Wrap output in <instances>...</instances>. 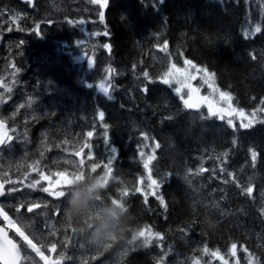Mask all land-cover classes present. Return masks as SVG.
<instances>
[{
  "label": "trees",
  "instance_id": "16d2710c",
  "mask_svg": "<svg viewBox=\"0 0 264 264\" xmlns=\"http://www.w3.org/2000/svg\"><path fill=\"white\" fill-rule=\"evenodd\" d=\"M90 1L0 0V76L14 79L4 106L13 132L9 171L18 179L33 171L103 176L111 159L109 177L117 179L103 195L133 213L114 242L122 244L120 264H222L213 253L229 264H264V113L252 127L234 128L187 108L163 82L173 64L189 60L214 73L237 108L264 107V0H109L100 26L88 23L89 33L101 32L95 38L81 24L95 19ZM8 11H17L16 26ZM83 55L90 65L79 63ZM107 77L111 99L97 88ZM146 143L155 147V195L135 191L146 174ZM59 202L58 215L75 226L64 218L65 197ZM145 226L163 238L134 243Z\"/></svg>",
  "mask_w": 264,
  "mask_h": 264
},
{
  "label": "rangeland",
  "instance_id": "374dc122",
  "mask_svg": "<svg viewBox=\"0 0 264 264\" xmlns=\"http://www.w3.org/2000/svg\"><path fill=\"white\" fill-rule=\"evenodd\" d=\"M24 1L28 2L30 5L33 2V0H24ZM104 10H105V7H102L100 4H96V3L91 2V7L88 8V12L89 13L95 12V19L87 17L88 19L85 21V23H81L83 30L86 32L85 35L88 36L89 38H95L101 34V32L89 33L87 31V27H88V23L91 24V22H92L91 28L93 29V27L95 26V24L93 23L94 20H97L98 23L96 26L99 27L100 26L99 22L101 21L99 14H100V12L104 13ZM18 17H19V15H18L17 11L14 13H11L10 11H8V13H7V19L9 21L14 20L15 22H17ZM8 25L11 26L10 24H8ZM95 33H99V35H95ZM77 60L79 61V63L84 61V62H88V65H90L92 62V57H88V56L83 55V56L78 57ZM175 66H176V68L181 69L183 72H186L187 74L194 77V79L185 80L184 81L185 86L181 87V84L177 82L180 79L179 74L175 73L174 70H172V66L170 67V69L168 70L167 73H169L170 70H172L173 74L171 76L167 77L169 80H171V83H169V85L174 87L175 92H176V88H178V87L181 88L180 93L176 92L180 98L182 96L184 99L188 98L187 94L190 92V89L187 87V85L190 84L191 88L199 90L197 93H192L193 102L198 101L202 97H208L209 99H211L213 101L215 107H223V108L227 107L226 103L224 101L220 100V97H219V93L222 91H220L216 87L213 78L211 76L207 75V74H209L208 72L206 74L203 71H199V69H201L200 67H197L192 63L190 65L186 64L185 61L181 65H179V66L175 65ZM7 78L10 79V82L12 84L14 79H13V76L10 75V73H8L7 77L4 74L0 76V106H4L3 104L9 99V96L6 94V91L8 93H10L9 90H11V87L10 86L8 87V79ZM11 78H12V80H11ZM164 78H165V76H164ZM101 82L108 84L109 83V77L105 78ZM101 82H99L97 84V88L99 90H100L99 85ZM210 84H212L213 87H209ZM213 88L218 89V91H213ZM27 103L28 102H26V101L21 102L23 107H26ZM31 106H32V103L30 102L28 104V107H31ZM232 107L236 108L233 105V103H232ZM196 109H204L208 112V114L212 115L209 112L208 106L206 103L201 102L200 106ZM245 114L250 115L246 112H245ZM213 116L220 118L219 114L213 115ZM229 119L233 120L234 125L237 124V125L241 126V118L240 117L236 116L235 114H233L232 116H228L226 113H224V120L228 121ZM244 122L245 123L247 122L246 118L244 119ZM12 139H13V137H11V139L8 141L9 144L12 142ZM153 150L154 149H153L152 144L146 143L144 146V151H143L144 159H146L147 156H149V155H153L154 154ZM82 165L83 164L80 163L77 165V167L81 168ZM4 167L6 169V172H8L6 166L2 162V159H0V168L3 169ZM149 169L146 170V175L141 180V183H140V189L147 194H151L153 191H155L157 189L155 186H153V188H151V189L148 187V185L151 183V180H155L153 178V176L151 175V171L149 173ZM63 174L64 175L61 176L60 172L43 173L44 176L49 177V180H44L41 178V173L39 174V176H37V171H33V172L29 173L27 175V177H25L23 179L13 180L12 178H10L11 180H7V181L9 183V185L11 184L10 189H12V188L16 189V191H11V193H14V192L21 190L20 191L21 195H23V194H34L36 196H41L43 194H48L50 196H53V195H51L52 191H63V189L67 186V185H64L63 183L57 184L56 183L57 180L63 181V179L65 177H67L68 179L72 178L68 174H65V173H63ZM149 175L151 176V179H149ZM35 181H39V183L36 185L35 188L28 187L29 184H31ZM45 187L50 188V191L49 192L43 191V189ZM156 240L159 242L160 239L153 238V240L150 244H152ZM133 242H136V244H138V245H143L144 244V238L140 237ZM150 244H147V245H150ZM67 249L70 250V253H69L70 256L69 257L71 259H67L65 262H61V264H100L99 261L104 256V255L101 256L98 253V251L95 250L94 246L92 247L90 241L87 243H84V245L80 246V247L73 245V244H71L67 247L63 246L64 251H66ZM106 256H107V259L110 261V259L112 258L111 254L106 255ZM106 256H104V257L106 258ZM215 257H216V255H214V258H213L214 260H216ZM224 260L227 261L226 259H224ZM217 261L221 263V261H219V260H217ZM225 261L222 262V264H225ZM227 264H229V263L227 262Z\"/></svg>",
  "mask_w": 264,
  "mask_h": 264
},
{
  "label": "snow or ice",
  "instance_id": "6c2138e0",
  "mask_svg": "<svg viewBox=\"0 0 264 264\" xmlns=\"http://www.w3.org/2000/svg\"><path fill=\"white\" fill-rule=\"evenodd\" d=\"M91 2L92 3H96V4H100L102 7H107L108 3H109V0H91ZM99 15H100V19L103 20V17H104L103 12H100ZM81 23H83V21H81ZM260 31H261V28H260L259 25H257L255 27V29H254V32L251 33V34L254 35L255 33H259ZM95 35H99V33H95ZM104 35H107V33H104ZM248 35H249V33L245 32V36L247 37ZM104 47L108 48L110 50V45H104ZM165 48H166V45H165ZM185 63L190 65L191 61H185ZM172 70H174L175 73L179 74L180 79L177 82L181 84V87L185 86L184 85V81L185 80L194 79L193 76L187 74L186 72H183L181 69L176 68L175 65H172ZM172 70H170L169 73L165 74V78L163 80V82L165 84L171 83V80H169L167 77L171 76L173 74ZM111 71H114V70H111ZM199 71H203V72H205L207 74V70L206 69H199ZM207 75L211 76V77H214L215 74L213 73V74H207ZM144 76L147 77L148 73L145 72ZM92 86L93 85H89V87H92ZM111 87H112V85L110 83L105 84L104 82H101L100 85H99V88H100L101 92L105 96H107L109 99H111V96L109 94ZM187 87L190 89V92L187 94L188 98L184 99L183 96L181 97V99L184 102V105L187 108L195 109V108H198L200 106L201 102L206 103L207 106H208L209 112L212 115L219 114L220 115V119H224V113H226L228 116H232L233 114H235L236 116L240 117L241 118V127L242 128H250V127H252L257 122V113L258 112L259 113H264V107L259 108L257 110H254L250 115H246L245 112L242 109L233 108L232 107V97H231V95L229 93H226V92H220L219 93L220 100L224 101L226 103V105H227L226 108L215 107L213 101L211 99H209L208 97H202L198 101L193 102L192 93H197L199 90L191 88L190 84L187 85ZM209 87H213L212 84H210ZM146 90L147 89H145V91ZM213 91H218V89L213 88ZM176 92L180 93L181 92V88L180 87L176 88ZM261 104L264 105V101H261ZM21 107H23V105H21ZM99 116L102 119L103 116H104V113L100 112ZM245 118L247 119L246 123L244 122ZM227 122H228L229 125L235 126L232 119H229ZM3 126H4V122L2 120H0V128H3ZM105 127H107V125H105ZM87 135L89 137H91L93 135V133L89 132ZM10 139H11V137H6V134L0 133V145L6 144L7 140H10ZM145 139H147L146 135H145ZM85 147H90V145L86 144ZM156 147L158 148L159 144H157ZM116 151H117L116 148L110 147V152L111 153H115ZM153 152H154V150H153ZM76 154L79 155V153H76ZM256 155L257 154L253 151L252 152V160H253V162L256 159ZM140 156L144 157V153L142 151L140 153ZM154 159H155V155L154 154L147 156V158L144 160V168L149 169V164ZM38 163L39 162L37 161V164ZM80 163L83 164V161L81 160ZM110 165H111V159H109V164L106 165V168H107L106 173L108 174V176H110L111 172H112V168L110 167ZM95 169H96V165H93L91 171L94 172ZM150 171L151 170L149 169V173H150ZM201 171H203V169H201ZM82 173H83V171L81 170L79 173H74L72 175L71 179H68L67 177H65L63 179V181L57 180L56 183L57 184L63 183L64 185L69 186L71 183H73L74 180L80 179L81 176H82ZM60 175L63 176L64 174L60 173ZM41 178L44 179V180H49V177L48 176H44L43 173H41ZM149 179H151L150 175H149ZM5 182H8V181H5ZM38 183H39V181H35V182L29 184L28 187L35 188ZM153 186H155L157 189L159 188V184L157 183L156 180H151V183L148 185V187L150 189L153 188ZM9 191L10 192L11 191H16V189L12 188ZM43 191L49 192L50 188L45 187L43 189ZM135 191H141V189L137 188V189H135ZM244 191L248 195H251V193L253 191V188H252V186H248L247 188L244 189ZM151 194L155 195V191H153ZM4 195H5V193L3 191V183H0V196H4ZM51 195H53L55 197H64L65 191H52ZM121 196L122 197L128 196V189L127 188H124L122 190ZM157 199H159L161 201V204L164 203L162 197H157ZM146 201H147V194H145V202ZM33 207H39V205L34 204V205H32V207H29L27 210L29 212H31L33 210ZM165 207H166V205H165ZM262 211H264V209H262ZM0 215H3L4 220L8 221V226L9 227H16L15 226V222L12 221L8 217L7 213L3 212V208L2 207H0ZM73 231H75V229H73ZM16 233L22 238V240L25 243V246L27 248L33 249L41 257V259H43L45 261H48V257L44 256L43 252L40 251V249L32 242L31 239H29V237L27 235H25V233L23 231H21V229L19 227H16ZM140 237L144 238V244L145 245L150 244L152 242L153 238H157V239H162L163 238L161 233L152 232L151 229L148 228L147 226H145V229H141V230L137 231L132 236V240L135 241V240H137ZM55 248H56V246H55V244H53L51 250L55 251ZM235 248H236V245L233 244L232 245V250H231L232 251V255H235V251H234ZM205 251H207V249H205ZM245 251H247V249H245ZM212 255H218V253H213ZM63 258H64L63 254H61V259H63ZM68 259H71V258L69 257ZM221 259H223V257H221ZM249 259H250V261L253 259L251 257V254H249ZM0 261H2L3 264H21V262H22L21 249L17 246V244L14 241H12V240L7 238L6 234L4 233V229H2V228H0ZM49 264H59V262L58 261H53V262H49ZM195 264H199V260H196ZM225 264H227V261H225Z\"/></svg>",
  "mask_w": 264,
  "mask_h": 264
},
{
  "label": "flooded vegetation",
  "instance_id": "af4514ba",
  "mask_svg": "<svg viewBox=\"0 0 264 264\" xmlns=\"http://www.w3.org/2000/svg\"><path fill=\"white\" fill-rule=\"evenodd\" d=\"M3 152L0 151V159H2L5 165ZM7 180H11L8 172H6L5 167L3 169L0 168V183H3V191L5 193L4 196H0V207L15 222V226L19 227L43 252L44 256L48 257V261H45L33 249L27 248L22 238L16 233V227H9L8 221L4 220L3 215H0V224L6 226L10 237L21 249V264H49V262L53 261H58L61 264V262H65L70 256V250L64 251L63 246L67 247L73 244L80 247L84 243L89 242L85 236L76 230L73 231L75 226H67L64 220L60 221L58 215L60 206L59 197L46 194L41 196L34 194L21 195V193L18 197H13L9 191V183L5 182ZM34 204L39 205V207H33V210L29 212L27 209ZM53 244L56 246L55 251L51 250ZM114 245V242H111L107 249L98 253L101 256L107 255L108 250L113 249ZM61 254H63V259H61ZM115 255L117 257L116 264H120L121 261L118 259L122 256L121 243L115 245ZM99 262L100 264H112V261L109 262L104 256Z\"/></svg>",
  "mask_w": 264,
  "mask_h": 264
},
{
  "label": "clouds",
  "instance_id": "9594fccd",
  "mask_svg": "<svg viewBox=\"0 0 264 264\" xmlns=\"http://www.w3.org/2000/svg\"><path fill=\"white\" fill-rule=\"evenodd\" d=\"M111 178L82 173L80 179L65 190L64 218L75 225V230L85 236L96 251L107 249L111 242L122 240L129 229L133 213L126 201L103 195Z\"/></svg>",
  "mask_w": 264,
  "mask_h": 264
},
{
  "label": "water",
  "instance_id": "95a60500",
  "mask_svg": "<svg viewBox=\"0 0 264 264\" xmlns=\"http://www.w3.org/2000/svg\"><path fill=\"white\" fill-rule=\"evenodd\" d=\"M1 120V119H0ZM0 133L2 134H6V137H9V134H10V130H9V127H8V124L7 123H4V126L3 128H0ZM3 145H0V148L2 147ZM0 228L4 229L3 227L0 226ZM4 233L6 234L7 238L9 239L8 237V234L6 232V230L4 229ZM0 263L3 264L2 261H0Z\"/></svg>",
  "mask_w": 264,
  "mask_h": 264
},
{
  "label": "bare ground",
  "instance_id": "6f19581e",
  "mask_svg": "<svg viewBox=\"0 0 264 264\" xmlns=\"http://www.w3.org/2000/svg\"><path fill=\"white\" fill-rule=\"evenodd\" d=\"M202 167H204V166H202ZM203 172V171H202ZM253 193V192H252ZM129 250H130V248H129Z\"/></svg>",
  "mask_w": 264,
  "mask_h": 264
}]
</instances>
